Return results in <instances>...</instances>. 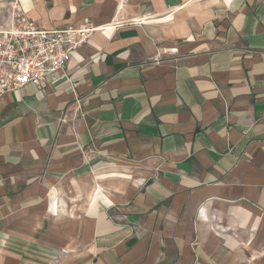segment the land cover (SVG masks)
<instances>
[{"label":"crops","instance_id":"crops-1","mask_svg":"<svg viewBox=\"0 0 264 264\" xmlns=\"http://www.w3.org/2000/svg\"><path fill=\"white\" fill-rule=\"evenodd\" d=\"M21 13L100 28L0 100V264H264V0H0V30Z\"/></svg>","mask_w":264,"mask_h":264},{"label":"built area","instance_id":"built-area-1","mask_svg":"<svg viewBox=\"0 0 264 264\" xmlns=\"http://www.w3.org/2000/svg\"><path fill=\"white\" fill-rule=\"evenodd\" d=\"M99 28L86 19L45 29L23 13L14 15L9 28L0 30V100L28 85L42 89L49 78L67 69ZM168 52L177 53L178 48Z\"/></svg>","mask_w":264,"mask_h":264}]
</instances>
